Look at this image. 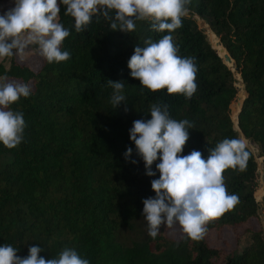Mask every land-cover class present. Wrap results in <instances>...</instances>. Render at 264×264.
Masks as SVG:
<instances>
[{"label": "trees", "instance_id": "trees-1", "mask_svg": "<svg viewBox=\"0 0 264 264\" xmlns=\"http://www.w3.org/2000/svg\"><path fill=\"white\" fill-rule=\"evenodd\" d=\"M13 2L0 0V14ZM188 7L172 36L179 55L195 57L198 88L191 99L167 95L166 89L142 90L130 76L127 64L134 48L167 32L152 31L147 21H137L128 34L112 31L111 21L97 15L77 33L63 5L59 22L70 35L61 50L70 53L69 60L48 64L40 56L35 69L0 63V76L32 89L11 106L23 113L22 142L13 149L0 145V246L17 248L20 257L39 246L46 260L74 248L89 264H264L263 229L245 228L247 243L229 252L208 242L212 231L236 233L258 218L260 208L264 211V193L261 207L257 200V162L249 149L245 171L223 174L239 204L209 222L203 240L173 239L164 225L155 239L147 234L142 201L155 196L151 181L159 178V160L151 166L156 174L147 176L129 131L134 121L151 118L150 105L165 104L170 118L194 124L181 155L196 150L207 159L218 142L240 134L264 158V0H191ZM197 19L219 40L232 67L208 42ZM32 48L31 56L38 54ZM107 81L125 84V101L116 108ZM239 81L244 94L236 130L231 105L240 95ZM128 148L133 151L126 160Z\"/></svg>", "mask_w": 264, "mask_h": 264}, {"label": "clouds", "instance_id": "clouds-1", "mask_svg": "<svg viewBox=\"0 0 264 264\" xmlns=\"http://www.w3.org/2000/svg\"><path fill=\"white\" fill-rule=\"evenodd\" d=\"M190 3L191 0H14V6L0 14V60L22 57L33 50L32 46L48 64L69 60L70 53L61 50L70 35L59 22L61 5L65 6L64 14L73 18L77 33L84 31L97 15L111 21L112 31L127 34L135 31L137 21H147L152 31L168 35L156 42L147 39L145 46L134 48L127 64L131 78L140 81L142 90L156 93L166 89L167 95L191 99L198 88L195 57L179 55L172 36L182 27ZM29 47L31 51L26 52ZM107 85L113 90L110 103L116 108L125 101V84L107 81ZM31 92L29 84L0 76V145L7 149L22 142L26 127L23 113L11 110V106L22 97L28 98ZM150 117L134 121L129 131L147 176L156 174L151 166L159 160V178L151 181L155 196L142 201L147 234L155 239L164 225L166 229L179 227L184 239L201 241L209 222L234 210L240 202L238 195L228 193L223 174L229 169L246 170L251 155L248 141L242 135L225 138L208 151L207 159L196 150L181 155L194 124L188 119L170 118L168 106L162 103L150 105ZM132 151H125L126 160ZM17 251L8 244L0 246V264H89L69 247L47 260L39 255L44 251L39 246L30 247L26 257L18 256Z\"/></svg>", "mask_w": 264, "mask_h": 264}, {"label": "rangeland", "instance_id": "rangeland-1", "mask_svg": "<svg viewBox=\"0 0 264 264\" xmlns=\"http://www.w3.org/2000/svg\"><path fill=\"white\" fill-rule=\"evenodd\" d=\"M13 6H14V2L8 6L7 10ZM197 21L199 24H201L203 27L206 28L205 29V35L207 37L208 42L211 44V46L216 50L222 49V46L219 44L218 39L211 33L210 29L207 26H205L198 19H197ZM25 51L26 52L31 51V47L27 48ZM32 53H33V50L31 52H29L28 54L22 56V57H13L12 59L7 60V61L0 60V63L4 62L5 65L7 66L8 63L12 64L14 62H17L19 64L27 65V66H30L31 68L35 69L39 66L41 59H40L39 53L34 55V56L33 55L31 56ZM221 54L223 56L224 52ZM229 65H230V67H232V65L230 63H229ZM237 86L240 89V95H239V97H237V99L231 105V106L234 105V108H236L235 111H232V118H233V114H236V112L238 111L237 105H238V103H240L242 101L243 94H244L243 93V86H242L240 81L238 82ZM234 128L237 130L235 119H234ZM240 136L241 135L239 134V137ZM248 149L255 155V159L257 162V181L259 184L258 194L260 195L257 200L259 201L260 207H261V205H262L261 197L264 193V158L259 156L258 147H256V145L250 143L249 141H248ZM245 228H251L252 230L263 229V234H264V211L261 208L258 211V218L252 219L251 221H249L238 232L235 233V232H232L230 230H223L220 235H217L215 232L212 231L209 234L208 242L211 246L222 248L226 252L232 251L239 244L244 245L247 243L248 238L245 234H243V230ZM181 235H182V233H181L179 227L168 230V236L173 238V239H179V237ZM237 235H239V236L242 235L239 242L236 240Z\"/></svg>", "mask_w": 264, "mask_h": 264}, {"label": "water", "instance_id": "water-1", "mask_svg": "<svg viewBox=\"0 0 264 264\" xmlns=\"http://www.w3.org/2000/svg\"><path fill=\"white\" fill-rule=\"evenodd\" d=\"M199 25H200V27H201L203 30L206 29V28L203 27L201 24H199ZM214 36H215V35H214ZM218 42H219V40H218ZM219 44H220V42H219ZM220 45H221V44H220ZM219 52H220V54L224 52V55H223V56L221 55V57L223 58V60H224V62H225L226 64H228V65H229V63L231 64L230 57L226 54V52H225V50H224L223 47H222V49L219 50ZM229 66H230V65H229ZM237 106H238V111L236 112V116H235L236 124H237V114H238V112H239V109H240L241 106H242V101H241L240 103H238ZM235 109H236V108H234V105L231 106V110H232V111H235Z\"/></svg>", "mask_w": 264, "mask_h": 264}]
</instances>
